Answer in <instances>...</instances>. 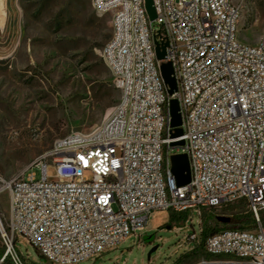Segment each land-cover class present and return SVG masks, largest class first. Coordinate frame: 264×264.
<instances>
[{"label": "built area", "instance_id": "obj_1", "mask_svg": "<svg viewBox=\"0 0 264 264\" xmlns=\"http://www.w3.org/2000/svg\"><path fill=\"white\" fill-rule=\"evenodd\" d=\"M91 4L112 17L102 57L119 102L100 127L58 139L23 174L0 173V195L8 194L0 264H30L17 241L49 264L95 261L169 211L188 213L175 230L186 231L192 251L203 231L194 215L240 202L256 228L210 234L203 246L210 257L192 264H264V36L256 44L239 40L241 9L233 0H154L155 20L145 0ZM158 46H166L163 60ZM168 62L177 82L172 96L161 73ZM171 99L180 104V138L171 137ZM175 154L189 158L184 187L171 171Z\"/></svg>", "mask_w": 264, "mask_h": 264}, {"label": "rangeland", "instance_id": "obj_2", "mask_svg": "<svg viewBox=\"0 0 264 264\" xmlns=\"http://www.w3.org/2000/svg\"><path fill=\"white\" fill-rule=\"evenodd\" d=\"M241 9L238 38L256 44L264 36V0H233ZM0 173L7 178L23 174L54 143L73 132L89 134L100 127L117 106L121 93L102 52L112 36L111 14H98L91 0H0ZM154 28L158 26L154 22ZM176 150H174L175 152ZM40 176V173L38 174ZM8 194L0 195L7 215ZM237 215L244 223L218 220ZM155 213L138 239L126 241L84 264H175L191 245L186 231L165 228L169 221ZM200 226L256 228L245 203L201 210ZM237 222V221H235ZM264 226V211L261 214ZM151 242L145 239L152 237ZM16 246L29 255L30 264H49L25 241ZM154 251L149 256L151 250ZM0 260L5 245L0 235ZM193 258L181 264H192Z\"/></svg>", "mask_w": 264, "mask_h": 264}, {"label": "water", "instance_id": "obj_3", "mask_svg": "<svg viewBox=\"0 0 264 264\" xmlns=\"http://www.w3.org/2000/svg\"><path fill=\"white\" fill-rule=\"evenodd\" d=\"M145 1H146L145 4L146 10L150 19L155 20L157 15L154 7V0H145ZM165 47H163L162 49L160 46L157 47V57L159 60H163L165 58V54H166ZM161 73L165 84L168 86V94L169 96H172L177 91V82L174 77V69L172 63L168 62L162 64ZM169 109L171 116L170 126L173 128L171 137L180 138L183 136V129L181 128L182 116L180 112L179 101L177 99H171ZM183 145H184V141L172 143L173 147L183 146ZM171 165H172L171 171L173 176L175 177L177 187H184L188 185L191 181V170H190V163L188 156L186 154L172 155ZM218 220L224 224H228L231 221V219L227 217H219ZM153 251L154 249L151 250L149 256Z\"/></svg>", "mask_w": 264, "mask_h": 264}, {"label": "trees", "instance_id": "obj_4", "mask_svg": "<svg viewBox=\"0 0 264 264\" xmlns=\"http://www.w3.org/2000/svg\"><path fill=\"white\" fill-rule=\"evenodd\" d=\"M109 85H110L109 88H110L111 92L117 91L116 86H113L111 84H109ZM168 214H169V221L167 224H165V228H168L171 230L175 227H183L185 225L187 218H188V213H185V212L177 213L174 211H169ZM248 220H249V218H247V217H243L242 215H237L236 217H234V219H232L230 221V223L226 224V226H228L229 224H232V223H244V222H247ZM210 221H211V219L207 220V222L205 223V226L203 228L201 244L198 247H196L194 250H192L191 252H188L183 257H181L175 264H181L184 261H188V260H191L193 258H198L199 256L206 257V258L210 257L204 251V248H203L204 242L210 234H213V233L220 230L219 228H216L215 226L213 227L212 224L210 223ZM235 221H237V222H235ZM245 229H247V228H245ZM145 239H147V240L150 239L149 242H151V240L153 239V236L152 237H146ZM1 255H3V251L0 252V256Z\"/></svg>", "mask_w": 264, "mask_h": 264}, {"label": "bare ground", "instance_id": "obj_5", "mask_svg": "<svg viewBox=\"0 0 264 264\" xmlns=\"http://www.w3.org/2000/svg\"><path fill=\"white\" fill-rule=\"evenodd\" d=\"M4 17H5L4 12H1V13H0V18H1V19H4ZM161 214H163V216H161L158 220H159V221H164V219H165L164 217H165V215H166V212H161Z\"/></svg>", "mask_w": 264, "mask_h": 264}, {"label": "crops", "instance_id": "obj_6", "mask_svg": "<svg viewBox=\"0 0 264 264\" xmlns=\"http://www.w3.org/2000/svg\"><path fill=\"white\" fill-rule=\"evenodd\" d=\"M166 215L168 216V212H166ZM157 220H158V217L156 216L155 219H154V222H156Z\"/></svg>", "mask_w": 264, "mask_h": 264}]
</instances>
